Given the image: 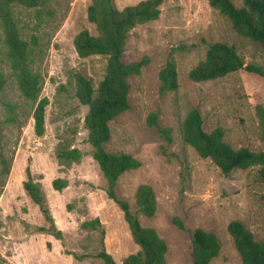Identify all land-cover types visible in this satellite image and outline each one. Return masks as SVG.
Segmentation results:
<instances>
[{"label":"rangeland","instance_id":"rangeland-1","mask_svg":"<svg viewBox=\"0 0 264 264\" xmlns=\"http://www.w3.org/2000/svg\"><path fill=\"white\" fill-rule=\"evenodd\" d=\"M139 1L114 4L123 8ZM232 1L242 5V0ZM90 2L11 5L19 35L33 49L28 67L40 81L36 99L25 98L19 90L20 69L9 55L0 21V75L5 80L0 90V264H102L97 256L102 249L122 264L139 250L123 211L107 194L108 181L93 157L85 123L88 105L77 95L76 75L89 78L96 89L107 64L105 55L80 57L74 47L79 31L98 33L87 18ZM159 7L158 18L137 24L126 38L123 61L145 64L128 77V108L109 121L111 137L104 147L129 153L140 165L119 176L114 192L128 201L142 225L153 227L165 240V264H194L196 228L213 232L220 243L210 264H242L227 227L239 220L256 240L264 238L259 167L223 173L184 141L182 125L187 113L197 108L207 132L220 127L233 148L264 151V77L242 69L209 81L188 76L211 42L233 45L246 63L261 65L264 49L238 34L208 0H164ZM170 59L179 85L161 91L159 71ZM41 99L47 103L39 135L34 111ZM150 114H155V124L149 123ZM72 149L78 151L77 158L59 156V151ZM56 178L65 183L59 190L52 184ZM26 181L39 188L43 206L25 189ZM141 184L154 192L151 217L135 202Z\"/></svg>","mask_w":264,"mask_h":264},{"label":"trees","instance_id":"trees-1","mask_svg":"<svg viewBox=\"0 0 264 264\" xmlns=\"http://www.w3.org/2000/svg\"><path fill=\"white\" fill-rule=\"evenodd\" d=\"M164 0H140L136 4L118 8L114 0H91L87 7V18L94 23L98 33L89 30L79 31L74 38V47L80 57L102 54L107 57L105 74L94 89L89 78L76 75L77 95L81 102L88 105L85 123L89 129V137L93 146V157L108 181L107 194L119 205L129 226L133 240L139 250L127 255L122 264H165L167 244L157 231L144 226L136 214L131 212L128 201L119 199L114 186L119 176L125 171L137 168L140 162L125 152H109L104 144L111 137L109 121L128 108V77L139 73L145 64L144 60L126 63L123 61L126 38L129 31L136 26L158 18L160 5ZM38 0H0V21L4 27V41L14 67L19 68L17 83L21 94L28 99H36L40 91V81L28 65L33 49L19 35L15 20L11 15V5L21 3L36 5ZM211 7L219 10L231 22L235 31L259 43L264 49V0H242L236 5L232 0H208ZM245 70L264 77V65L246 63L233 45L221 41L208 44L205 57L193 66L188 76L193 81H209L236 70ZM161 91H174L178 88L176 64L170 59L159 71ZM5 83L0 75V90ZM46 99H41L34 111L35 130L37 134L44 131V112ZM260 112L264 115L261 108ZM149 123H156L155 114H150ZM165 136L166 132L162 130ZM183 139L204 158H210L223 173L234 169H246L258 166L259 178L264 181V151L255 152L247 147L233 148L223 139L220 127L207 132L203 128V119L197 108L191 109L182 125ZM64 158H77L76 149L59 151ZM27 176H29L27 169ZM57 190L65 183L56 178L52 182ZM32 199L43 206L39 188L30 181L24 184ZM135 202L139 211L148 217L156 210L155 196L152 187L141 184L135 192ZM97 222V220H95ZM94 223V221H92ZM182 227V223L177 221ZM231 235L238 250L242 264H264V238L256 240L253 233L239 220L228 224ZM103 232V230H102ZM220 249V243L213 232L196 228L192 232V260L194 264H210ZM102 264H119L110 253L102 249L97 253Z\"/></svg>","mask_w":264,"mask_h":264}]
</instances>
